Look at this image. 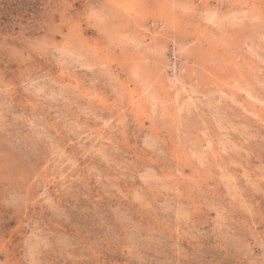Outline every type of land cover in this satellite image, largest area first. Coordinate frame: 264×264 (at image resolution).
Masks as SVG:
<instances>
[{"label": "clouds", "instance_id": "1", "mask_svg": "<svg viewBox=\"0 0 264 264\" xmlns=\"http://www.w3.org/2000/svg\"><path fill=\"white\" fill-rule=\"evenodd\" d=\"M0 264H264V0H0Z\"/></svg>", "mask_w": 264, "mask_h": 264}]
</instances>
